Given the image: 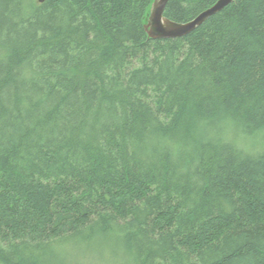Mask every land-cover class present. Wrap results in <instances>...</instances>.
<instances>
[{
  "label": "trees",
  "instance_id": "16d2710c",
  "mask_svg": "<svg viewBox=\"0 0 264 264\" xmlns=\"http://www.w3.org/2000/svg\"><path fill=\"white\" fill-rule=\"evenodd\" d=\"M153 1L0 0V264H264V0Z\"/></svg>",
  "mask_w": 264,
  "mask_h": 264
},
{
  "label": "water",
  "instance_id": "95a60500",
  "mask_svg": "<svg viewBox=\"0 0 264 264\" xmlns=\"http://www.w3.org/2000/svg\"><path fill=\"white\" fill-rule=\"evenodd\" d=\"M44 3L46 0H37ZM234 0H218L210 8L201 12L194 19L187 22H177L165 16L168 0H154L149 12L145 29L151 38H178L190 34L210 16L221 11Z\"/></svg>",
  "mask_w": 264,
  "mask_h": 264
},
{
  "label": "rangeland",
  "instance_id": "374dc122",
  "mask_svg": "<svg viewBox=\"0 0 264 264\" xmlns=\"http://www.w3.org/2000/svg\"><path fill=\"white\" fill-rule=\"evenodd\" d=\"M226 133L230 134V136H232V132L231 131L230 132L226 131ZM237 140L238 141L240 140V138L238 136H237ZM256 140H259V139L255 138V136L253 135L252 138H250L247 141V144H249V145L253 144L254 141H256ZM258 145H259V143H258ZM80 249L82 250L83 248H80ZM83 253L81 254L82 257L77 258L79 261L76 264H121L120 262H118L117 260L113 259L109 255H103L104 254L103 252L102 253H97V251H96V252H94V254L93 253H87V252H85L84 254Z\"/></svg>",
  "mask_w": 264,
  "mask_h": 264
}]
</instances>
